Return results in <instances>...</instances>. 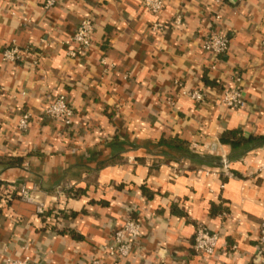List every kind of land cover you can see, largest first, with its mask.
I'll use <instances>...</instances> for the list:
<instances>
[{
    "label": "crops",
    "instance_id": "crops-1",
    "mask_svg": "<svg viewBox=\"0 0 264 264\" xmlns=\"http://www.w3.org/2000/svg\"><path fill=\"white\" fill-rule=\"evenodd\" d=\"M223 1L216 21L212 0H169L159 17L141 0H61L51 11L45 0H0V84L8 90L0 95V182L39 186L49 204L76 190L55 205L59 228L53 210L46 219L19 201L0 204V264L27 256L32 264H264V139L236 150L221 143L228 131L264 137V0ZM84 18L95 22L93 46L86 59H72L69 43ZM157 21L169 24L165 33L150 31ZM213 30L230 40L217 59L202 50ZM14 43L41 56L36 70L30 60L3 62ZM102 59L114 67L107 77ZM236 71L248 100L239 111L218 103ZM195 89L208 94L204 105L183 95ZM23 91L27 98L15 97ZM47 93H64L76 107L70 136L42 122ZM167 98L176 99L177 116ZM28 111L35 121L21 134L17 122ZM222 154L233 177L221 173ZM129 217L144 226L137 252L105 258L103 247ZM198 225L219 234L216 255L196 251Z\"/></svg>",
    "mask_w": 264,
    "mask_h": 264
},
{
    "label": "built area",
    "instance_id": "built-area-1",
    "mask_svg": "<svg viewBox=\"0 0 264 264\" xmlns=\"http://www.w3.org/2000/svg\"><path fill=\"white\" fill-rule=\"evenodd\" d=\"M169 0H141L142 7L155 17H159L166 8ZM217 10L214 12L215 20L220 21L222 13L225 8L223 0H212ZM61 0H45L44 9L51 11L58 7ZM12 5L17 4V0H10ZM11 14L15 15V10L11 9ZM182 15L179 14L173 21L174 25H180ZM24 25H27L29 21L24 19ZM169 24L157 21L151 25L150 31L153 33L163 34L167 31ZM95 35V22L92 18H84L78 23L74 35L69 43L70 50L68 56L72 59L84 60L86 59L92 49ZM261 45L264 47V39L261 41ZM202 50L204 53L211 54L216 59L221 57L230 50V40L219 30H213L210 32L207 39L202 44ZM40 55L34 53L32 49L28 47H21L16 43L5 48L2 52L3 62L17 63L30 60L33 69H37L40 66ZM101 64L104 68L103 74L107 77L114 71L113 65H110L106 59L101 60ZM212 70L217 69V65L211 66ZM124 80L129 81L130 74L124 75ZM235 86L233 88L225 89L223 94L218 100L219 104H222L229 110H244L248 106V100L245 97L244 90L241 88L242 78L239 72H235L233 75ZM219 82V81H218ZM220 83V82H219ZM8 92V90L0 84V95ZM183 95L192 100L197 105H204L208 100V94L201 90L195 89L191 92L184 91ZM16 96L23 98L28 97V93L18 92ZM44 108L42 115V122L54 123L60 131L70 136L75 129V122L77 119L78 111L71 102L70 98L66 94L47 93L44 96ZM166 106L169 108L172 116H177L178 108L177 101L174 98H167L165 101ZM35 121L34 114L30 111L24 112L20 115L17 122V131L21 134H26ZM5 123L0 120V135L4 133ZM198 148L197 145H194ZM225 163V167L221 170V173L225 177H233L234 174L231 168L227 166V156L222 154L221 156ZM209 173V172H207ZM72 187H68L70 192L66 195L65 192H60L59 197L51 198V204L48 203L46 195L42 192L39 186H30L27 183H1L0 182V204L8 205L13 202L19 201L23 204L31 205L35 208L37 215L46 217L51 210L53 212L49 216L54 226L58 228L61 226L63 213L60 208H56L59 198L76 197V190H71ZM54 205V206H53ZM144 226L142 222L129 217L124 224L118 228L114 234L111 243L103 247V254L105 258L126 259L132 254L137 252L140 244V240L143 237ZM258 236V245L261 254L264 256V222L260 225ZM220 242V236L217 233L211 232L205 225H198L195 233V249L199 254L207 257L214 256L218 253V247ZM2 264H32V259L27 256L23 258L8 257L4 259ZM89 264H104L101 259H94Z\"/></svg>",
    "mask_w": 264,
    "mask_h": 264
},
{
    "label": "trees",
    "instance_id": "trees-1",
    "mask_svg": "<svg viewBox=\"0 0 264 264\" xmlns=\"http://www.w3.org/2000/svg\"><path fill=\"white\" fill-rule=\"evenodd\" d=\"M256 139H264V137L257 138V137H250L249 139H246L242 132L239 131H228L225 132L221 137V143L225 145H230L234 150L239 149L243 146L248 145L253 140ZM161 144H166L168 146L176 147L179 150L185 149V146L180 142H169V141H162ZM199 160V159H198ZM22 163L19 159H10L8 164L12 166L20 165Z\"/></svg>",
    "mask_w": 264,
    "mask_h": 264
},
{
    "label": "water",
    "instance_id": "water-1",
    "mask_svg": "<svg viewBox=\"0 0 264 264\" xmlns=\"http://www.w3.org/2000/svg\"><path fill=\"white\" fill-rule=\"evenodd\" d=\"M227 156V155H226ZM198 158H200V159H205L206 157H200V156H198ZM231 164H232V160H231V158L230 157H228L227 156V166H229L230 168H231ZM219 166H220V168H221V170L225 167V163H224V161H223V158L222 157H220V159H219Z\"/></svg>",
    "mask_w": 264,
    "mask_h": 264
}]
</instances>
